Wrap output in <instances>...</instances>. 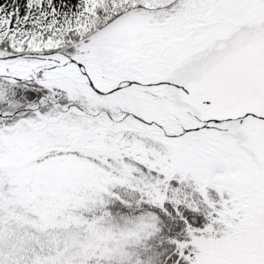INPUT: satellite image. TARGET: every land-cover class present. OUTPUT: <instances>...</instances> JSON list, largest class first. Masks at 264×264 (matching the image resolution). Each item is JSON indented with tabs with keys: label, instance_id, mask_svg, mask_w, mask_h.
Here are the masks:
<instances>
[{
	"label": "snow or ice",
	"instance_id": "6c2138e0",
	"mask_svg": "<svg viewBox=\"0 0 264 264\" xmlns=\"http://www.w3.org/2000/svg\"><path fill=\"white\" fill-rule=\"evenodd\" d=\"M0 264H264V0H0Z\"/></svg>",
	"mask_w": 264,
	"mask_h": 264
}]
</instances>
